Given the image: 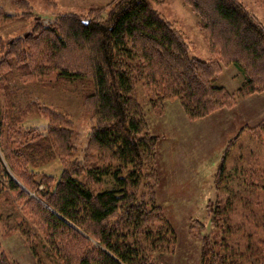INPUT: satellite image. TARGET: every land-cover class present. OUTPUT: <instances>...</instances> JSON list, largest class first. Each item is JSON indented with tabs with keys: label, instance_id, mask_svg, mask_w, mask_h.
Listing matches in <instances>:
<instances>
[{
	"label": "trees",
	"instance_id": "obj_1",
	"mask_svg": "<svg viewBox=\"0 0 264 264\" xmlns=\"http://www.w3.org/2000/svg\"><path fill=\"white\" fill-rule=\"evenodd\" d=\"M184 2L199 18L215 56L209 61L189 56L180 33L150 0H116L102 21L65 15L57 27L38 24L32 33L0 50V85L5 86L13 69L22 80L53 74L63 84H81L79 95L94 121L78 158L71 121L63 113L43 107L49 115L45 133L18 128L16 123L6 126L3 117L0 120L7 163L0 156V202L7 203L10 194L14 206L9 213H17L20 205L29 215L35 228L20 230L34 253L41 245L45 258L57 264H161L156 254L173 251L175 233L154 191L156 172L151 163L157 137L150 133L134 95L135 82L148 88L156 114H161L166 100H177L189 120L264 92V28L240 0ZM227 65L235 66L243 78L235 92L216 84ZM7 119L16 122L18 116ZM248 130L261 137L264 123ZM237 140L238 136L230 139L221 152L213 175L216 192ZM253 154L237 153L242 164L235 167L238 185L246 191L264 190V164ZM54 158L63 165L57 181L29 169ZM230 200L209 212L220 233L231 231L225 219ZM199 241V264L226 262L224 245L215 249L205 235ZM258 245L264 264V237ZM0 264L10 263L1 256Z\"/></svg>",
	"mask_w": 264,
	"mask_h": 264
},
{
	"label": "rangeland",
	"instance_id": "obj_2",
	"mask_svg": "<svg viewBox=\"0 0 264 264\" xmlns=\"http://www.w3.org/2000/svg\"><path fill=\"white\" fill-rule=\"evenodd\" d=\"M115 1L0 0V50L3 52L8 49L9 41L32 33L38 24L57 27L59 18L65 15H75L89 21L105 20ZM240 2L264 28V0ZM150 3L180 33L190 57L204 61L215 57L200 29L198 16L184 0H150ZM10 74H7L9 80L5 86L0 85V120L3 117L6 126L16 123L18 128L22 126L23 129L34 130V133H45L49 115L43 111V107L63 113L71 121L72 143L76 149L74 154L81 158L94 124L79 95L81 84H63L53 74L31 80L19 79L15 69ZM242 80L240 71L233 65H227L222 67L216 84L229 92H235ZM134 95L142 107L150 133L157 137L155 161L151 163L156 172V180L153 178L156 181L155 198L176 238L173 251L157 253L156 258L161 264H199V238L205 235L215 249L219 245L225 246L226 250L222 252L228 257L224 264H263L262 255L257 250L259 239L264 237V190H244L238 185L236 173L239 171L235 169L242 167L237 162V153L241 151L254 152L253 156L257 154L264 164V132L256 138L248 130L261 122L253 125L257 119L247 118L248 123L236 135L238 140L231 155H228L225 174L219 180L220 189L216 192L213 175L227 143L224 144L226 132L220 128L217 130L214 123L208 127L207 120L197 119L198 123L189 120L177 100H166L161 114H156L149 103L150 92L139 80L135 82ZM8 116L10 119L18 116V119L9 123ZM4 134L0 133V156L7 166L2 151L4 140L1 138H4ZM62 167L61 161L54 158L37 168L29 169L38 176H51L57 181ZM6 197L7 203L0 202V257H5L10 264H57L55 259L45 258L46 255L40 251L41 245L36 248V253L31 250L20 228H35L33 221L26 211L21 210L20 205H17V213H9L13 196L8 194ZM229 198L231 200L226 208L225 219L230 223L231 231L228 234L220 233L213 228L209 212L219 204L223 207ZM218 199L220 202H217ZM8 214L11 216L8 217ZM188 227H191L190 232ZM248 247L251 249L248 250Z\"/></svg>",
	"mask_w": 264,
	"mask_h": 264
},
{
	"label": "crops",
	"instance_id": "obj_3",
	"mask_svg": "<svg viewBox=\"0 0 264 264\" xmlns=\"http://www.w3.org/2000/svg\"><path fill=\"white\" fill-rule=\"evenodd\" d=\"M249 117L257 119L253 125L264 121V92L252 94L239 100L232 108L218 109L202 119L208 121V127L214 123L217 130L220 128L222 132H226L225 144L248 123L247 118ZM195 122L198 123V120Z\"/></svg>",
	"mask_w": 264,
	"mask_h": 264
}]
</instances>
